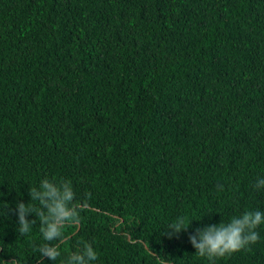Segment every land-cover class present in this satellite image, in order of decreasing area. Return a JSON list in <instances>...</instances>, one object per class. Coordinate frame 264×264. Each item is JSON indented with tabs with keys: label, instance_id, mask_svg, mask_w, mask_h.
I'll list each match as a JSON object with an SVG mask.
<instances>
[{
	"label": "trees",
	"instance_id": "1",
	"mask_svg": "<svg viewBox=\"0 0 264 264\" xmlns=\"http://www.w3.org/2000/svg\"><path fill=\"white\" fill-rule=\"evenodd\" d=\"M44 177L81 207L54 262L12 211ZM258 177L264 0H0V264H61L83 242L93 264H264V224L214 262L188 239L264 212ZM178 216L192 223L169 238Z\"/></svg>",
	"mask_w": 264,
	"mask_h": 264
},
{
	"label": "clouds",
	"instance_id": "2",
	"mask_svg": "<svg viewBox=\"0 0 264 264\" xmlns=\"http://www.w3.org/2000/svg\"><path fill=\"white\" fill-rule=\"evenodd\" d=\"M254 188L264 189V177H258ZM30 202H18L12 211L17 217V231L21 236L30 233L34 224L39 221V232L45 243L35 250L39 259L47 257L56 261L61 257L60 244L65 241L64 229L80 223V202L76 200V193L69 180L49 179L44 177L39 185L29 188ZM90 197V194H88ZM34 215L36 220H29ZM192 221L184 216H178L168 225L164 235L169 238L186 232ZM264 224V212L259 210L245 211L239 216H233L228 222L197 228L188 239L199 257L214 262L217 259L239 252L259 240L256 229ZM55 242V243H53ZM156 264H169L167 258L154 251L151 253ZM98 259V253L91 243L83 242L82 247L70 252L61 264H93ZM18 264V261H12Z\"/></svg>",
	"mask_w": 264,
	"mask_h": 264
}]
</instances>
